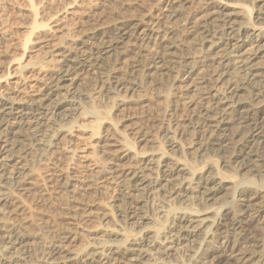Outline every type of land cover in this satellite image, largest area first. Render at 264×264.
<instances>
[{"label": "bare ground", "instance_id": "obj_1", "mask_svg": "<svg viewBox=\"0 0 264 264\" xmlns=\"http://www.w3.org/2000/svg\"><path fill=\"white\" fill-rule=\"evenodd\" d=\"M177 1L158 0L133 19L118 14L109 25L83 32L73 50L57 53L52 47L54 56L31 94L23 95L17 87L25 77L0 89V226L8 234L0 233V264H21L27 235L20 227L39 225L62 231L70 241L50 247L43 264H264V8L259 6L253 17L255 0L217 5L207 0V22L191 38L208 43L211 50L197 59L185 57V42L164 26L182 16ZM29 5L33 20L19 42L17 61L33 32L49 27L37 20L31 0ZM161 28L163 40L153 61L145 48L156 44ZM94 39L101 47L92 54L84 46ZM118 45L122 52L134 50L135 77L154 74L159 88L155 103L162 105L155 119L167 120L157 125L162 141L150 136L140 118L132 123L119 119L101 131L108 112L102 116L94 107L82 113L93 119L89 126L76 124L81 105L74 92L84 69L99 71L116 110L138 105L128 96L138 82L112 66L111 52ZM168 73L172 77L166 80ZM191 83L201 93L197 103L186 102ZM14 93L22 96L16 100L10 97ZM67 119L68 127L59 125ZM44 125L57 136L44 159L53 167L28 168L22 156L27 131ZM72 130L88 136L58 167L55 153L68 148ZM184 136L187 143L180 140ZM194 137L201 142L192 143ZM137 143L146 147L139 150ZM75 158L82 164L69 172ZM205 167L202 175L195 171ZM111 184L122 188L116 197L93 198L106 195ZM128 189L161 200L158 216L137 212L125 195ZM132 220L131 225L140 226L128 227ZM90 221L95 224L82 227ZM80 236L88 241L69 249Z\"/></svg>", "mask_w": 264, "mask_h": 264}, {"label": "rangeland", "instance_id": "obj_2", "mask_svg": "<svg viewBox=\"0 0 264 264\" xmlns=\"http://www.w3.org/2000/svg\"><path fill=\"white\" fill-rule=\"evenodd\" d=\"M31 1L37 10V20L46 22L49 27L45 29H37L33 32L30 37V42L27 45V49L24 52L23 58L20 61H17L16 59H18L22 54L21 48H19V42L28 34V28H30V24L33 20L29 5L30 0H0V78L7 72L11 73V75L7 78L0 79V89H2L5 84H12L17 79L25 77L26 79L21 81V83L17 86L20 88L19 90L22 91L23 95L31 94L37 86H40V83H37V80L42 77V74H45L44 69H41L49 65L50 63L48 62L53 58L52 56H54V53L51 52L52 47L58 48L57 53L73 50L75 47H78L77 45H79L83 32L87 31L91 27H105L116 20L118 14L122 15V17L126 19H133L138 16L143 11V9L153 6V4L155 7L158 0ZM206 1L207 0H178V4L182 7V16H180V18H175L172 22H167L164 25L165 27L172 28V35L179 36L178 39H180L182 42H185V45L188 48L187 53L185 52V57L192 56L198 59L201 56L210 54L211 49H208L210 46L208 43H204L200 40L194 41L191 38L192 32L197 31L199 26L207 22L209 16L206 14L210 13L211 11L206 12L204 9V3ZM212 1H214L217 5L218 1L224 3L227 0ZM235 1L238 3L249 4V0ZM254 5L255 8L252 12L253 17L255 16L256 9L259 6L264 8V0H255ZM213 10H217V7L214 6ZM258 23L263 24V22ZM190 26H193V28H191L189 31H186V29ZM163 30L164 29L161 28L157 31L158 39L154 41L156 44H148L145 48V51L147 54H149V58L152 57L151 59L153 61L157 52L159 51L158 46L163 40V38H161L163 35ZM97 44L98 41L95 39L90 40L88 41V44L84 46V49L87 52L94 54V48L98 47ZM100 47H98V49ZM121 48L122 46L118 45L116 48H114L113 52H111L113 53L112 66L115 67V69H125L130 73V76L133 77L132 80L138 82L139 88H137L135 92H130L128 94V96H130L133 100L139 102L138 105L134 108L116 110L111 104V99H109L104 93L100 76H98L99 71L94 68L84 69V72L79 71L81 81L78 82L79 86L75 88L76 91L74 92L75 97L77 100H80L79 103L81 105L77 115L74 117L76 124L89 126L93 122V119L85 117L82 115V113L84 112V109L94 107L98 112H100L102 116L108 112L107 119L103 120L100 127L101 131H104L107 124H118L119 119L130 120L132 123L134 122V118H140L145 130L150 131V136H154L156 140L162 141L163 133L160 132V129H158L157 125L158 123L163 124L167 120L165 116L159 121L155 119V115L162 105L158 102H156L158 105L155 103V94L157 91H159V88L156 86L154 74L152 75V72L146 71L144 76L135 77L134 67L136 64L134 61L136 56L134 54V50L122 52ZM101 52L103 53V50H101ZM248 52L249 51H246L244 53V58H246ZM151 59L147 61V64L151 62ZM19 71L21 73L14 75L15 72ZM147 72L150 74L147 75ZM171 77L172 74L168 73L164 76V79L169 80ZM66 84H68V82H66ZM192 85L194 86L191 87ZM189 87L190 89L186 91L185 95L186 102H199L201 93L195 89V83H191ZM21 96V93H14L10 97L18 100ZM45 116H49V113L47 112ZM47 118L44 119L46 120ZM179 119L181 120V118ZM70 122V119L62 120L59 125L68 127ZM46 126L48 125H44L42 127L32 126L31 128L35 129V131L31 132V130H33L31 128L27 131L29 135L25 141V149H27V151L26 155L22 156L24 157V161L28 168L50 170V167H53L48 165V162H44V159L54 150V148H52L50 151L48 146L51 147L55 144L57 136H55L56 133L52 129L45 128ZM36 131L37 133L41 132L43 135L41 133L36 135ZM42 131L46 132L43 133ZM87 136L88 135L86 131L81 132L72 130L70 136L66 138V141L69 140L66 144V147L68 148L64 149L60 153H55L59 158V162L57 163L58 167L59 165L61 166L67 163L70 157L69 152L73 148L80 147V144H82V141H84L83 138ZM180 140L182 143H187L186 136L182 137ZM198 140L200 141L199 137L197 139L194 137L192 143ZM136 146H138L139 150H143L146 147V145L143 143H137ZM77 152H79V149ZM78 157H81L80 153H78ZM221 159L223 160L224 158L221 157ZM69 164V172L79 170L82 160L75 158ZM206 170L207 169L205 167L201 170L196 169L195 171L199 175H202ZM225 182L229 181L226 180ZM9 187H11L10 189H13L11 185ZM107 191L108 192H106V195L97 193V195H95L93 198L97 201H104L106 197H116L117 194L122 191V188L117 184H111L109 185V189ZM125 195L127 199H129V202L133 203V206L135 205L138 207L137 212H142L145 215L151 217L158 216L160 212V206L162 205L160 202L161 200L146 199L147 197L144 194H140V192H137L133 189L126 190ZM54 204L56 207L58 206L57 202ZM94 221L96 223L100 222V220ZM94 221L86 222L82 227L95 224L93 223ZM134 221L135 220L128 221V224H130L128 227L134 226V228H137L140 226V224L131 225V223ZM0 227L2 230L0 232L1 235H8L4 227ZM20 228L22 233L27 235L25 254L22 256L24 260L21 262V264H43L48 257L47 252L49 251L48 249L50 247L57 246L62 242H70L64 238L65 234L62 231H59L49 225L22 226ZM87 241L88 239L80 236L79 241H75L74 243L70 244L68 248L75 249L77 246ZM165 244H167V246L171 249L174 247L168 245L167 242ZM63 255H65V253H63ZM185 264H193V262H187Z\"/></svg>", "mask_w": 264, "mask_h": 264}]
</instances>
